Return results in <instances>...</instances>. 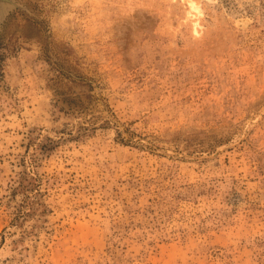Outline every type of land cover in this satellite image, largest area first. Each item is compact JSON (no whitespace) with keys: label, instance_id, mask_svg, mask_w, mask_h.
Wrapping results in <instances>:
<instances>
[{"label":"rangeland","instance_id":"1","mask_svg":"<svg viewBox=\"0 0 264 264\" xmlns=\"http://www.w3.org/2000/svg\"><path fill=\"white\" fill-rule=\"evenodd\" d=\"M9 1L0 264H264V0Z\"/></svg>","mask_w":264,"mask_h":264},{"label":"water","instance_id":"2","mask_svg":"<svg viewBox=\"0 0 264 264\" xmlns=\"http://www.w3.org/2000/svg\"><path fill=\"white\" fill-rule=\"evenodd\" d=\"M9 3H10L9 0H0V23H1L2 19L4 18L5 13L10 6Z\"/></svg>","mask_w":264,"mask_h":264},{"label":"bare ground","instance_id":"3","mask_svg":"<svg viewBox=\"0 0 264 264\" xmlns=\"http://www.w3.org/2000/svg\"><path fill=\"white\" fill-rule=\"evenodd\" d=\"M191 7L196 9V10L199 9V6L196 3H194V2H191Z\"/></svg>","mask_w":264,"mask_h":264}]
</instances>
